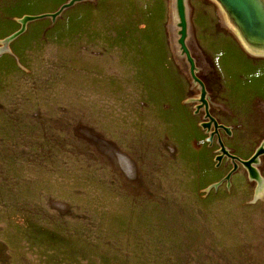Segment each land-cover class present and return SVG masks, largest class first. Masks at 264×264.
Returning <instances> with one entry per match:
<instances>
[{"label": "rangeland", "instance_id": "obj_1", "mask_svg": "<svg viewBox=\"0 0 264 264\" xmlns=\"http://www.w3.org/2000/svg\"><path fill=\"white\" fill-rule=\"evenodd\" d=\"M67 1L0 0V264H264V191L217 160L173 0H82L14 35ZM186 4L209 111L247 159L264 146V55L217 0Z\"/></svg>", "mask_w": 264, "mask_h": 264}, {"label": "water", "instance_id": "obj_2", "mask_svg": "<svg viewBox=\"0 0 264 264\" xmlns=\"http://www.w3.org/2000/svg\"><path fill=\"white\" fill-rule=\"evenodd\" d=\"M82 0H68L66 3L62 4L60 8L53 13H44L35 16H24L21 19L22 27L15 33L22 32L26 22L41 19L45 17H51L54 19L61 11L65 8L72 6L74 3ZM221 5L222 9L231 18L232 23L237 28L240 35L253 47L264 51V0H217ZM175 14L177 17V26L179 27V38L177 40L181 52L185 55L187 62L189 63V72L194 81L200 85V102L205 111V117L208 118L207 121L202 122V126L208 130L213 127V131L210 133L208 140L212 141L214 135H217V140L220 146L221 154L217 156V160L220 161L223 155L230 157L233 161L232 170L227 174L226 178H229L231 173L238 168V162H240L248 171L252 178L257 179L261 182V176L257 168L253 165L259 160V156L264 154V146L260 145L256 148L254 153L247 159H242L239 156L231 153L223 144L220 136L219 129H223L225 132L229 133V127L218 123L217 120L211 115L209 111V102L207 100V93L203 81L195 73V63L190 54V51L186 45V38L188 33V17H187V4L186 0H175ZM13 35V36H14ZM12 36V37H13ZM11 39L8 37L3 40V46L0 47V52L7 49V43Z\"/></svg>", "mask_w": 264, "mask_h": 264}, {"label": "bare ground", "instance_id": "obj_3", "mask_svg": "<svg viewBox=\"0 0 264 264\" xmlns=\"http://www.w3.org/2000/svg\"><path fill=\"white\" fill-rule=\"evenodd\" d=\"M175 0H173V8H174V17H175V21L177 23V17H176V14H175ZM221 11L223 12V15H224V18L227 22V24L229 25V27L236 33V35L239 37V39L242 41V43L245 45V47L251 51L252 53H255V54H259V55H264V51L262 50H259L258 48L256 47H253L252 44L248 43L241 35L240 33L238 32L237 28L235 27V25L232 23V20L231 18L227 15V13H225V11L222 9L221 6H219ZM178 28V31H179V27L177 26ZM178 38H179V32H178ZM177 38V40H178ZM2 42V45H3V41ZM260 158V157H259ZM259 161V160H258ZM257 162H255L253 165L257 168ZM264 191V186H263V182H260L257 187H256V190H255V193H256V197H260L262 195Z\"/></svg>", "mask_w": 264, "mask_h": 264}, {"label": "crops", "instance_id": "obj_4", "mask_svg": "<svg viewBox=\"0 0 264 264\" xmlns=\"http://www.w3.org/2000/svg\"><path fill=\"white\" fill-rule=\"evenodd\" d=\"M125 262H128V261H125ZM102 264H131V263H117L114 260H107V261H104V263ZM133 264H142V263H133Z\"/></svg>", "mask_w": 264, "mask_h": 264}]
</instances>
